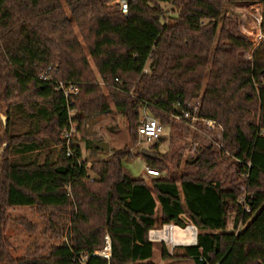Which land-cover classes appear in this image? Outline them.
I'll return each mask as SVG.
<instances>
[{
    "label": "trees",
    "instance_id": "1",
    "mask_svg": "<svg viewBox=\"0 0 264 264\" xmlns=\"http://www.w3.org/2000/svg\"><path fill=\"white\" fill-rule=\"evenodd\" d=\"M118 1L0 0V109L9 119L0 121V264H155L149 232L170 223L197 226L198 243L173 255L162 244L165 264H264V43L239 60L254 46L228 30L226 0H134L126 15ZM100 81L132 144L141 109L166 125L200 97V116L223 128L222 149L202 148L197 172L180 184L158 140V158L145 159L166 173L150 184L123 167L120 150L79 164L80 142L74 158L63 144L69 103L82 133L92 115L111 111ZM60 82L79 94L68 100ZM20 120L29 129L15 133ZM98 142L87 147L96 153ZM228 155L250 213L237 187L211 179ZM106 236L110 257L97 253Z\"/></svg>",
    "mask_w": 264,
    "mask_h": 264
},
{
    "label": "rangeland",
    "instance_id": "2",
    "mask_svg": "<svg viewBox=\"0 0 264 264\" xmlns=\"http://www.w3.org/2000/svg\"><path fill=\"white\" fill-rule=\"evenodd\" d=\"M163 6L166 8L170 7V5L167 4H164ZM223 11L224 16L228 18V30L231 33H233L235 36H238L239 38L242 37V32L244 30L246 31L244 32L246 35H248V32H250V35H254V30H256L258 26V19H260L261 17L264 18V0L255 1L243 6L228 3V0H226ZM250 37L254 38V36ZM254 50L255 48L253 47L249 51H241L238 54L239 60L252 61ZM95 71L98 74L96 69ZM100 84L103 87V91L108 96V102L111 107V111L105 114L92 115L87 120L84 131L81 133V130L79 129L76 141L80 142L82 147V160L86 162V165L89 169L93 160H102L105 158L104 154L95 153L92 150H88L87 147L88 140L102 139L103 141L108 142L110 148H113V150H120L126 154H129V158H124L122 160L123 167L135 177H146L147 182L150 184V180L153 179V177L148 176L147 172H145L146 159L141 155L140 152L142 148H149L153 150L152 145L155 142H148L146 138L140 136L136 131V142L132 144V137L125 126L124 118L121 114L115 111V107L111 101V97L108 95L109 93L105 84L102 81H100ZM196 101L201 105L202 101L200 97L190 102ZM4 111V109H0V121H2V124L5 126L7 125L9 119L4 114ZM148 114L155 117V115L149 110ZM143 115L144 111L143 109H141V119ZM163 125L165 128V140L163 142H159V152H168L170 155H172L171 168L167 173H169L171 178L173 180H176L179 184L183 174H195L197 172L195 160L202 148H204L205 146H210V148H212L213 150L220 151L223 147V128L206 130L202 129L200 124H197L198 129L195 130L187 126L184 121L176 120L175 117L170 122V124ZM28 129L29 125L27 121L20 120L19 122H16L13 132L22 133L24 131H27ZM2 131L3 126L0 125V134L2 133ZM4 147L5 146H0V152L4 151ZM138 155H140L141 157ZM188 161H191V163L188 164ZM234 162L235 159L230 155L227 156L226 160H220L218 171L216 174H212L211 179L225 183L227 182L226 189H231L234 186L237 187L241 191V195L239 198L240 201L241 197L244 194L249 195V192L247 190L245 182L239 175L237 167H232V164ZM231 167L232 170L228 172ZM89 173L92 179H98V176L94 172L89 170ZM165 173L166 172L160 171V175H163ZM226 177L229 178V180H227ZM243 178H245V176H243ZM230 183L232 184L230 185ZM230 221L231 222L229 223L228 230H231L233 226L232 218ZM243 227L244 226L241 225L240 230ZM107 245L108 243L106 236L104 249L99 250L97 253L103 252L106 249ZM172 252L173 254L176 252L182 253L183 249L182 247H177L176 250L174 249V251ZM151 261L155 264L167 263L166 260L162 259V243H154V255Z\"/></svg>",
    "mask_w": 264,
    "mask_h": 264
},
{
    "label": "built area",
    "instance_id": "3",
    "mask_svg": "<svg viewBox=\"0 0 264 264\" xmlns=\"http://www.w3.org/2000/svg\"><path fill=\"white\" fill-rule=\"evenodd\" d=\"M131 1L134 0H119V6H120V11L123 14H128L129 11V4ZM264 18L258 19V26L256 28L255 34L250 35V32H248V35H246L244 32H242V38L251 42L256 49L259 47L262 43H264ZM254 36V38H251L250 36ZM48 70H51V67L48 68ZM41 79L43 80H48L49 77L47 74L41 75ZM118 80V79H117ZM60 88L64 90L66 98L69 100L71 98V95H78L79 94V88L76 85H70L69 88L65 86V84L60 82ZM69 104V125L67 129L64 132L63 136V144L66 148V153L68 157H76V152L74 145L76 144L75 139L77 138V135L79 133L80 125L77 123L74 119L73 116L75 115V110L72 108L73 101H71ZM200 109L201 105L199 102H189L186 107H184L179 115H175V119L179 121H184L188 122L189 127L193 129H198L197 124H200L202 129L206 130H213L220 128V126L217 124L216 121L214 120H209L202 118L200 116ZM144 115L141 119V124L138 127V134L144 138L150 143L155 142L159 140L164 133V125L160 123V121L154 117L148 114V108L144 107L143 108ZM79 164L83 163L86 164L84 160H82V157L77 158ZM146 172L150 176H160V172L156 169L146 167ZM246 177V176H245ZM240 203L242 204L243 208L250 213V206L248 204V195L244 194L241 199ZM189 227H192V240H187V237L185 236H180L178 240H175L173 237V233L177 230L181 232L186 231ZM180 234V235H181ZM198 234L199 230L197 226L195 225H187L186 227L179 226L177 224H164L163 226L159 228H155L150 230L149 232V240L153 243L159 242L162 244H165L170 252L171 255H173V252L175 248L177 247H187V246H196L198 243ZM107 247H110L107 252H100L98 255L100 256H105V257H110L111 256V239L109 236H107ZM105 249V250H106Z\"/></svg>",
    "mask_w": 264,
    "mask_h": 264
},
{
    "label": "water",
    "instance_id": "4",
    "mask_svg": "<svg viewBox=\"0 0 264 264\" xmlns=\"http://www.w3.org/2000/svg\"><path fill=\"white\" fill-rule=\"evenodd\" d=\"M96 147L101 149V150L110 151V146L105 141L96 143ZM140 153L145 158H151V159L158 158L157 151L156 150H151L149 148H142Z\"/></svg>",
    "mask_w": 264,
    "mask_h": 264
},
{
    "label": "bare ground",
    "instance_id": "5",
    "mask_svg": "<svg viewBox=\"0 0 264 264\" xmlns=\"http://www.w3.org/2000/svg\"><path fill=\"white\" fill-rule=\"evenodd\" d=\"M192 227H189L188 229H186V231L185 232H183L182 234H181V232L179 231V230H177V231H175L174 233H173V237H174V239L175 240H178L179 239V237L181 236H185V237H187V240H192V238H193V236H192ZM181 234V235H180ZM108 250V249H107ZM107 250H104L105 252H107ZM103 251V252H104Z\"/></svg>",
    "mask_w": 264,
    "mask_h": 264
},
{
    "label": "crops",
    "instance_id": "6",
    "mask_svg": "<svg viewBox=\"0 0 264 264\" xmlns=\"http://www.w3.org/2000/svg\"><path fill=\"white\" fill-rule=\"evenodd\" d=\"M186 123V122H185ZM187 124V126H189L188 125V123H186ZM165 139H164V133H163V136L159 139V141L160 142H163ZM108 143V142H107ZM153 143V142H152ZM109 144V143H108ZM110 146V145H109ZM99 149V148H98ZM88 150H91L90 148H88ZM113 148H110V151H105V150H101V149H99L96 153H101V154H104L105 155V158H107L108 156H110L111 154H113ZM138 156H140V155H138ZM141 157V156H140ZM144 157V156H143ZM104 158V159H105ZM145 158V157H144ZM145 163H146V167H148V164H147V162H146V160H145ZM146 167H145V169H146ZM146 172V171H145ZM148 175V174H147ZM148 176H150V175H148ZM152 177H154V176H152ZM108 249H109V247H108Z\"/></svg>",
    "mask_w": 264,
    "mask_h": 264
}]
</instances>
